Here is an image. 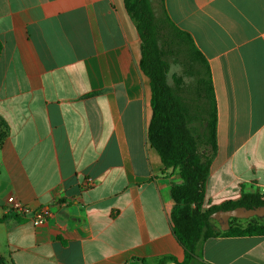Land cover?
I'll list each match as a JSON object with an SVG mask.
<instances>
[{"label":"crops","instance_id":"1","mask_svg":"<svg viewBox=\"0 0 264 264\" xmlns=\"http://www.w3.org/2000/svg\"><path fill=\"white\" fill-rule=\"evenodd\" d=\"M160 6L210 69L217 150L204 208L263 191L264 0ZM0 41L4 264L183 262L170 219L181 179L147 139L152 89L124 0H0ZM10 195L50 217L35 227L5 214ZM198 259L264 264V235L210 238Z\"/></svg>","mask_w":264,"mask_h":264},{"label":"trees","instance_id":"2","mask_svg":"<svg viewBox=\"0 0 264 264\" xmlns=\"http://www.w3.org/2000/svg\"><path fill=\"white\" fill-rule=\"evenodd\" d=\"M124 2L141 38L140 67L151 83L153 115L147 139L160 155L164 169L177 171L181 179L172 184L175 204L170 219L185 258L177 262L166 257L160 264L166 260L202 264L198 252L201 244L210 238L264 235V223L250 222L243 226L233 219L230 228L222 231L211 218L220 210L264 207V193H246L238 200L204 208L206 183L217 150V110L209 66L189 35L179 30L166 13L163 23H159L152 0ZM1 52L0 41V55ZM181 52L188 56H183L179 63L176 57ZM174 54L176 57L170 58ZM171 63L182 67V73L174 74L172 81ZM185 77L190 82L185 83ZM7 135V124L0 116V148ZM0 264H4L1 257Z\"/></svg>","mask_w":264,"mask_h":264},{"label":"built area","instance_id":"3","mask_svg":"<svg viewBox=\"0 0 264 264\" xmlns=\"http://www.w3.org/2000/svg\"><path fill=\"white\" fill-rule=\"evenodd\" d=\"M262 192L264 193V189ZM1 210L5 214L15 213L20 217H28L35 227L43 225L51 214L50 210L45 207L31 209L15 195H10L7 197L6 203ZM125 264H132V261H127Z\"/></svg>","mask_w":264,"mask_h":264},{"label":"water","instance_id":"4","mask_svg":"<svg viewBox=\"0 0 264 264\" xmlns=\"http://www.w3.org/2000/svg\"><path fill=\"white\" fill-rule=\"evenodd\" d=\"M254 216L264 217V207L246 208L238 207L232 210H220L211 215V218L218 222L222 231L230 228V220L232 218L248 219Z\"/></svg>","mask_w":264,"mask_h":264},{"label":"rangeland","instance_id":"5","mask_svg":"<svg viewBox=\"0 0 264 264\" xmlns=\"http://www.w3.org/2000/svg\"><path fill=\"white\" fill-rule=\"evenodd\" d=\"M152 2H153V6H157L158 7V18H159V23L161 24V23H163V18L165 17V15H164V13H163V11H162V9H161V6H160V0H152ZM178 55H180V57H176L175 56V54L174 55H172V56H170V58L171 57H176V60L177 61H179V63H180V61H181V58L183 57V56H188L187 55V53L186 54H184V53H180V54H178ZM169 58V59H170ZM175 59V58H174ZM175 60V61H176ZM178 67L180 68V70L182 69V67H181V65H178ZM179 70V71H180ZM187 93V95H188V91L186 92ZM233 219H235L234 221L236 222V223H238V224H241V225H243V226H246L247 224H249L250 222H259V223H264V217H258V216H254V217H251V218H248V219H238V218H232L231 220H230V222L231 221H233ZM215 221V220H214ZM216 222V224H217V226L219 225L218 224V222L217 221H215Z\"/></svg>","mask_w":264,"mask_h":264},{"label":"clouds","instance_id":"6","mask_svg":"<svg viewBox=\"0 0 264 264\" xmlns=\"http://www.w3.org/2000/svg\"><path fill=\"white\" fill-rule=\"evenodd\" d=\"M173 70L179 71L180 69L178 66H173ZM188 82H190L189 79L187 77H185V83H188Z\"/></svg>","mask_w":264,"mask_h":264}]
</instances>
